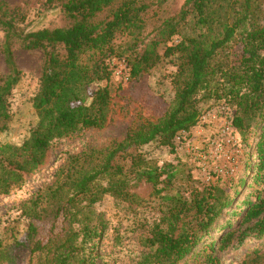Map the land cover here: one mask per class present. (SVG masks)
<instances>
[{"label":"trees","instance_id":"16d2710c","mask_svg":"<svg viewBox=\"0 0 264 264\" xmlns=\"http://www.w3.org/2000/svg\"><path fill=\"white\" fill-rule=\"evenodd\" d=\"M45 3L58 4L70 24L27 29L22 26L25 15L20 6L0 0L4 31L0 50L9 70L0 76L2 130L12 117L9 97L21 78L15 46L44 51L40 89L33 100L39 120L22 144L0 146V193H9L26 174L45 165L54 141L80 130H103L120 120L127 124L108 147L70 156L64 176L23 207L32 221L26 239L17 245L29 250V264H101L97 250L106 223L93 206L106 194L140 203L131 191L134 179L148 183L162 199L159 219L140 236L147 250L139 264H220L217 252L227 248L237 231L239 244L249 232L262 238L264 0H185L175 15L162 20L147 37L142 33L148 5L139 0ZM105 11L107 15L100 17ZM123 33L133 37L126 58L131 80L143 79L165 59L177 67L174 105L163 114L146 112L126 87L110 85L112 69L107 59L120 55L114 39ZM236 45L235 60L219 59ZM213 98L234 106L233 125L255 138L253 160L246 166L251 167L249 186H256L255 191L240 197V188L246 184L240 179L232 184L234 195L218 184L193 188L190 196L163 194L167 188L159 184L170 183L174 172L149 161L141 148L151 142L173 147L181 132L197 125L201 102ZM131 174H135L132 179ZM224 213L228 217L219 221ZM59 218L66 224L63 231L47 240L40 238L35 221ZM225 229L218 240L215 235ZM16 261L14 246L0 240V264Z\"/></svg>","mask_w":264,"mask_h":264},{"label":"rangeland","instance_id":"374dc122","mask_svg":"<svg viewBox=\"0 0 264 264\" xmlns=\"http://www.w3.org/2000/svg\"><path fill=\"white\" fill-rule=\"evenodd\" d=\"M10 5H18L25 15L22 26L27 29L54 28L67 26L70 20L66 18L58 4L48 5L46 0H6ZM148 5L143 15L146 22L142 35L147 37L162 20L175 15L185 0H139ZM107 11L101 13L105 17ZM4 40V31L0 28V46ZM133 37L128 33L117 34L114 43L120 55H112L107 59L112 69L110 85L121 84L129 94L140 102L146 112L151 110L163 114L174 105L175 86L173 76L176 66L170 59L162 60L143 79L131 80L129 65L126 61L130 50L129 44ZM135 47V46H134ZM138 49V47H136ZM237 45L219 55V59L235 60ZM163 48L160 51L163 52ZM239 49H237L238 52ZM15 55L21 78L14 86L9 97L12 117L7 121L5 129L0 128V146L4 144L20 145L28 138L31 129L39 120L33 100L40 89V77L44 63L43 50H25L15 46ZM229 55V56H228ZM228 56V57H227ZM9 72L0 50V76ZM106 81L102 82L106 85ZM98 84H94L96 89ZM202 113L218 111L215 118L205 121L199 120L188 132H181L173 147L161 146L157 142L144 145L141 151L145 157L158 166L166 165L174 172L170 183L161 182L159 187L167 188L163 193H181L189 195L195 189L202 190L211 184H218L228 193L234 195L236 185L240 179L246 184L240 188L241 196L255 191L250 187L251 167L247 164L253 160L255 138L250 133L243 134L233 126L225 128V123L233 118L235 107L228 106L223 100H204L201 102ZM225 106V107H224ZM223 108V112L221 110ZM225 108V109H224ZM127 121L120 120L103 130H80L53 142L48 162L33 173L26 174L25 180L14 186L7 194L0 193V240L3 244L13 245L16 262L13 264H29V250L17 242L26 239V233L32 219L25 213L23 207L30 204L38 194L46 192L54 186L58 178H62L64 167L68 166L70 156L88 152L94 148H106L110 139L122 135ZM127 164H129L127 162ZM131 174L130 178H134ZM134 186L131 191L140 197V203L125 201L112 194H106L94 204L93 209L101 215L106 223L104 234L99 240L98 254L101 264H139L142 253L147 249L141 243V234H146L149 226L159 219L161 210V195L151 190V186L144 181H131ZM253 198V197H252ZM225 213L219 221H224ZM239 218L235 226L239 223ZM255 221V220H254ZM254 221L247 222L242 231ZM39 230V237L43 240L52 234L61 233L65 227L63 218L57 221H35ZM219 231L215 237L225 234ZM239 231L230 240L227 248L218 251L220 264H264V236L257 238L249 232L245 242L238 243Z\"/></svg>","mask_w":264,"mask_h":264},{"label":"built area","instance_id":"2783aa9c","mask_svg":"<svg viewBox=\"0 0 264 264\" xmlns=\"http://www.w3.org/2000/svg\"><path fill=\"white\" fill-rule=\"evenodd\" d=\"M221 110L223 111V108H221ZM217 114H218V111L217 110H214L213 112H208V113L205 112V113H203V114L200 115L199 120L205 121V120H207L209 118H215L217 116ZM229 117H230V120L225 123V128H232L234 126L233 125V118H231V114H230V116H228V118Z\"/></svg>","mask_w":264,"mask_h":264}]
</instances>
